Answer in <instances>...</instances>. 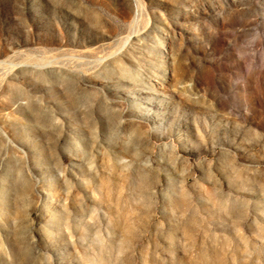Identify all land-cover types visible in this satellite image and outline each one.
Here are the masks:
<instances>
[{"label":"rangeland","instance_id":"1","mask_svg":"<svg viewBox=\"0 0 264 264\" xmlns=\"http://www.w3.org/2000/svg\"><path fill=\"white\" fill-rule=\"evenodd\" d=\"M0 264H264V0H0Z\"/></svg>","mask_w":264,"mask_h":264}]
</instances>
